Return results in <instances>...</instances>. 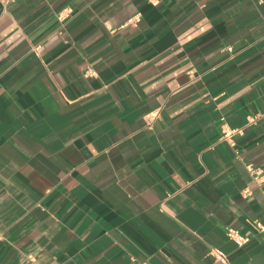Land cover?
<instances>
[{
    "label": "crops",
    "instance_id": "1",
    "mask_svg": "<svg viewBox=\"0 0 264 264\" xmlns=\"http://www.w3.org/2000/svg\"><path fill=\"white\" fill-rule=\"evenodd\" d=\"M255 221L264 5L0 0V264H264Z\"/></svg>",
    "mask_w": 264,
    "mask_h": 264
},
{
    "label": "built area",
    "instance_id": "2",
    "mask_svg": "<svg viewBox=\"0 0 264 264\" xmlns=\"http://www.w3.org/2000/svg\"><path fill=\"white\" fill-rule=\"evenodd\" d=\"M256 1L259 3V0H256ZM59 17L62 18V14H60ZM227 49L229 51H231V47H227ZM253 121H254V118H251L250 122H253ZM223 126H224V129L222 131L223 137L227 140V142L230 145L234 146L235 143H234L233 138H232L233 130L227 129V127L225 125H223ZM247 170L255 178H256V176L259 173L258 169H256L255 167H253L250 164L247 165ZM244 192L247 193L248 191H244ZM253 227H254L255 230H257V231H259L261 233H264V232H262V228H264V221L263 222L262 221H255L253 223ZM227 235H228L229 238L234 239L239 244H242V239H248L247 237H243L238 231H236L234 229H228ZM216 257H217V259H219V260H221L223 262L226 261V258L220 253H217Z\"/></svg>",
    "mask_w": 264,
    "mask_h": 264
},
{
    "label": "clouds",
    "instance_id": "3",
    "mask_svg": "<svg viewBox=\"0 0 264 264\" xmlns=\"http://www.w3.org/2000/svg\"><path fill=\"white\" fill-rule=\"evenodd\" d=\"M153 2L154 3H158L159 0H153ZM259 5H264V0H259ZM188 67H191V65H188ZM133 71H135V70H133ZM180 71L182 72V71H184V69H181ZM194 71H195V69H193V72ZM92 75H96V74L95 73H92ZM172 75L175 76V75H177V73H173ZM168 79H170V77ZM194 80H195V78H194ZM162 82L163 81H160L159 83H162ZM157 86H158L157 83H153V84H151L150 87L151 88H156ZM176 87H179V86L176 85ZM149 90L150 89H146V91H149ZM82 99H85L86 100L87 97H83ZM73 103H75V102H73ZM162 118L163 117H161V119ZM83 136H84V133H77L75 136L70 137L67 141L64 142L63 151H65V152L71 151L72 145L75 143V140L77 138H81L82 139ZM85 145L87 147H91L90 145L87 144V141H85ZM118 146H119V142L117 144H115V145H112L111 147H118ZM110 150L111 149H106V151H110ZM97 155H99V153H97ZM92 159H95V156L92 157ZM91 162H92L91 160L87 161V163H91ZM81 163H85V162L84 161H81ZM262 232H264V228H262ZM247 236L250 239L252 237V234L251 233H248ZM0 239H3V237H0ZM247 242H248V239H242V243H247ZM262 243H264V241H262Z\"/></svg>",
    "mask_w": 264,
    "mask_h": 264
}]
</instances>
